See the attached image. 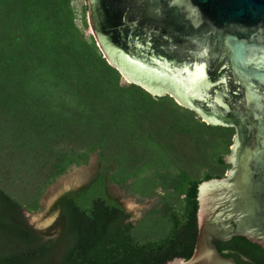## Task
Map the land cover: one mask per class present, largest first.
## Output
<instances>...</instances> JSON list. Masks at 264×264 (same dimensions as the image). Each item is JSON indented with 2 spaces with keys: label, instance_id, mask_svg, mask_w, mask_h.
<instances>
[{
  "label": "trees",
  "instance_id": "trees-1",
  "mask_svg": "<svg viewBox=\"0 0 264 264\" xmlns=\"http://www.w3.org/2000/svg\"><path fill=\"white\" fill-rule=\"evenodd\" d=\"M87 9L79 25L73 0H0V264L188 260L198 187L230 168L235 129L123 82L86 34ZM116 29L124 42L149 33L129 2ZM93 155V178L61 194L54 223L35 229L26 212H40L47 188ZM109 184L157 203L132 221ZM216 246L237 264L264 263V249L245 235Z\"/></svg>",
  "mask_w": 264,
  "mask_h": 264
},
{
  "label": "water",
  "instance_id": "water-1",
  "mask_svg": "<svg viewBox=\"0 0 264 264\" xmlns=\"http://www.w3.org/2000/svg\"><path fill=\"white\" fill-rule=\"evenodd\" d=\"M127 2L149 32L146 31L145 39L135 37L124 42L120 38L117 17ZM87 8V22L95 36L100 37L105 50L112 53L118 66H131L135 76L131 82L146 83L158 77L136 70L124 56L148 67L156 60L167 62L174 70L193 69L196 64L205 66L201 95L183 94L160 78L171 88L164 94L177 95L212 124L236 129L234 150L230 155L234 166L228 177L210 179L199 185V231L194 252L188 260L176 258L165 264H237L233 258L223 255L216 243L234 235L249 238V228L264 226L262 218L254 222L252 218L256 216L249 217V160L253 156L264 163V121L258 119L252 125L262 145L257 144L250 150L243 140L249 125V101L264 108V0H87ZM97 45L103 53L102 45ZM187 52L190 54H185ZM103 55L106 57L105 53ZM239 59L244 72L239 68ZM150 84L157 89L154 81ZM230 92L239 100L246 97V105L227 101ZM254 113L258 116L257 111ZM231 181L240 195L223 196L221 190H226V184ZM209 182L218 187L203 194L202 185ZM223 203L229 204L228 207L223 208Z\"/></svg>",
  "mask_w": 264,
  "mask_h": 264
},
{
  "label": "rangeland",
  "instance_id": "rangeland-1",
  "mask_svg": "<svg viewBox=\"0 0 264 264\" xmlns=\"http://www.w3.org/2000/svg\"><path fill=\"white\" fill-rule=\"evenodd\" d=\"M74 7L77 10L78 13V20L77 22L79 25H81V12L83 6L87 5V0H73ZM87 20V17H86ZM88 24V22H87ZM86 34L92 35L93 38L96 41V44L102 45L103 53L106 55L107 61L113 65L117 66L121 75H122V81L123 82H131L133 78H135L134 74L131 73V66L128 64L127 66H118L117 63L114 61L112 57V53H108L105 50V45L103 42H101L100 37H96L93 31L91 30L89 24L86 28ZM102 43V44H101ZM102 51V50H101ZM239 68L241 71L244 72V70L241 67V59H239ZM151 81H154L157 85V89H154ZM137 83L141 84L146 90L150 91L152 94H155L158 92V94L163 95L165 92H170L171 88L167 84H164L165 81H163L160 78H150L148 82H141L137 81ZM157 90V92L155 91ZM173 98L175 100H178V102L186 107H189L183 100H181L177 95L173 94ZM191 108V107H189ZM196 113L201 116L202 120H205L207 123H211L206 119V117L198 110H196ZM234 140V139H233ZM252 152V151H251ZM247 153H250L249 151ZM230 155L226 156V161L230 162ZM99 167V163L96 159V156L93 155L89 162L86 165L82 166H72L68 169V171L57 178L54 183H52L44 193L41 204H42V210L37 213H28L26 212V216L28 219V222L37 230L45 231L47 230L55 221L58 212L57 211H50L52 204L55 202V200L63 193L78 189L79 187L85 185L88 183L93 176L95 175L97 169ZM109 193L115 197L118 201L122 203V205L125 207V209L131 213L130 220L137 221L142 214L146 211L152 208L157 203V198H148L144 199L142 201H139V199L135 196H131L127 191L123 190L117 185L109 184L108 186ZM56 233L58 230L55 231Z\"/></svg>",
  "mask_w": 264,
  "mask_h": 264
},
{
  "label": "flooded vegetation",
  "instance_id": "flooded-vegetation-1",
  "mask_svg": "<svg viewBox=\"0 0 264 264\" xmlns=\"http://www.w3.org/2000/svg\"><path fill=\"white\" fill-rule=\"evenodd\" d=\"M219 77V75L217 74ZM226 100L230 103L237 102L241 104L242 106L246 105L247 99L244 97L243 99L239 100L236 98V96L233 94V92H230V97H226ZM239 101V102H238ZM245 108V107H244ZM234 111V110H233ZM232 111V112H233ZM257 111L258 116L256 113ZM240 112V111H239ZM244 113V112H243ZM237 118V119H236ZM236 121H238V116L235 117ZM258 119H261L264 121V108H259V106H256L254 103L249 101V125H247V130L244 132L243 135L244 143L249 144V149L253 150L257 144L262 145V139L257 132V130L252 126L253 122H257ZM235 129V128H234ZM236 135V129L234 136ZM233 136V139H234ZM230 146V151H233V145ZM250 166L251 171L249 173V217L251 215H255L256 217L252 218L254 222H256V219L258 217L262 218L264 220V163H259L258 157H251L250 158ZM230 168L226 171L225 175L228 177V173L230 170H232V167L234 166V163L231 161L229 162ZM234 182L231 181L228 184H226V190H221L222 195H226L229 197L231 195H234V197L237 196V193L239 192L237 189H235ZM225 186V185H224ZM240 195V193H238ZM229 204H221L223 208L228 207ZM249 239L256 243V245L262 247L264 249V226H254L252 228H249ZM249 264H253L251 260L249 259ZM264 264V263H263Z\"/></svg>",
  "mask_w": 264,
  "mask_h": 264
},
{
  "label": "bare ground",
  "instance_id": "bare-ground-1",
  "mask_svg": "<svg viewBox=\"0 0 264 264\" xmlns=\"http://www.w3.org/2000/svg\"><path fill=\"white\" fill-rule=\"evenodd\" d=\"M124 59L131 63L136 70L145 72L166 80L175 90L181 93L191 95H201L205 85V66L196 64L193 69L183 67L181 69H172L167 62L156 60L155 63L148 67L145 63L124 56ZM218 186L216 183L209 182L202 185V193L215 190Z\"/></svg>",
  "mask_w": 264,
  "mask_h": 264
}]
</instances>
